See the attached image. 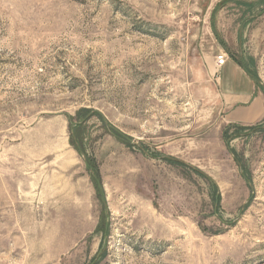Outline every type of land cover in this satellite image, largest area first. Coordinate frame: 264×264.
I'll return each mask as SVG.
<instances>
[{
    "label": "rangeland",
    "instance_id": "1",
    "mask_svg": "<svg viewBox=\"0 0 264 264\" xmlns=\"http://www.w3.org/2000/svg\"><path fill=\"white\" fill-rule=\"evenodd\" d=\"M264 0H0V264H264Z\"/></svg>",
    "mask_w": 264,
    "mask_h": 264
},
{
    "label": "crops",
    "instance_id": "2",
    "mask_svg": "<svg viewBox=\"0 0 264 264\" xmlns=\"http://www.w3.org/2000/svg\"><path fill=\"white\" fill-rule=\"evenodd\" d=\"M228 56V55H227ZM220 82L234 123L252 124L264 118V100L257 93L255 79L234 59L221 67Z\"/></svg>",
    "mask_w": 264,
    "mask_h": 264
},
{
    "label": "built area",
    "instance_id": "3",
    "mask_svg": "<svg viewBox=\"0 0 264 264\" xmlns=\"http://www.w3.org/2000/svg\"><path fill=\"white\" fill-rule=\"evenodd\" d=\"M228 61L227 54H221L217 57V66L219 68L224 67Z\"/></svg>",
    "mask_w": 264,
    "mask_h": 264
}]
</instances>
